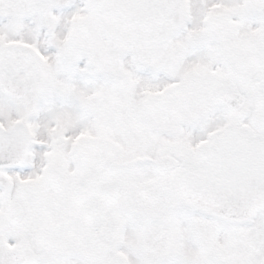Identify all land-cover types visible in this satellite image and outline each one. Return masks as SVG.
Here are the masks:
<instances>
[{
  "label": "snow or ice",
  "instance_id": "snow-or-ice-1",
  "mask_svg": "<svg viewBox=\"0 0 264 264\" xmlns=\"http://www.w3.org/2000/svg\"><path fill=\"white\" fill-rule=\"evenodd\" d=\"M0 264H264V0H0Z\"/></svg>",
  "mask_w": 264,
  "mask_h": 264
}]
</instances>
